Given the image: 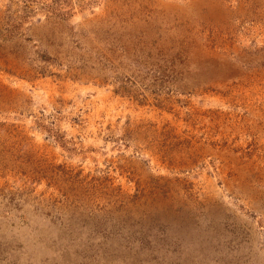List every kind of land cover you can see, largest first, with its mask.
Segmentation results:
<instances>
[{"label": "rangeland", "instance_id": "obj_1", "mask_svg": "<svg viewBox=\"0 0 264 264\" xmlns=\"http://www.w3.org/2000/svg\"><path fill=\"white\" fill-rule=\"evenodd\" d=\"M0 264H264V0H0Z\"/></svg>", "mask_w": 264, "mask_h": 264}]
</instances>
